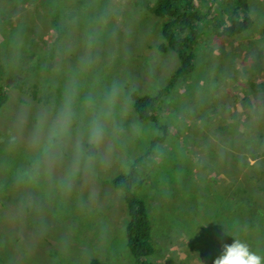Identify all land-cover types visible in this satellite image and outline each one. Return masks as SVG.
<instances>
[{"label":"rangeland","instance_id":"374dc122","mask_svg":"<svg viewBox=\"0 0 264 264\" xmlns=\"http://www.w3.org/2000/svg\"><path fill=\"white\" fill-rule=\"evenodd\" d=\"M155 1L0 0V264H137L112 182L134 164L150 264H212L232 241L264 264V0H191L175 80ZM165 87L139 119L132 93Z\"/></svg>","mask_w":264,"mask_h":264},{"label":"trees","instance_id":"16d2710c","mask_svg":"<svg viewBox=\"0 0 264 264\" xmlns=\"http://www.w3.org/2000/svg\"><path fill=\"white\" fill-rule=\"evenodd\" d=\"M244 5H246V2ZM151 9L154 14L164 19L161 30L164 38L163 47L170 48L178 56L180 66L173 75L172 80H175L182 74L191 71L194 67L193 49L197 43L196 37L199 33V28L197 27L198 22L204 18V14L197 10L191 0H156L151 5ZM250 24L251 18L244 14L243 19L234 20L229 25L223 26V32L227 34L240 32L248 28ZM63 31L62 27L58 29V36L55 41L61 38ZM2 72V65H0V75ZM168 87L161 89L154 96L139 95L136 92L132 93L134 109L139 119L156 121V108L158 103L162 101L161 98ZM3 92V89L0 87V93L2 94ZM161 128L165 129L166 126H162ZM161 139L160 137H156V140ZM90 146L91 153H93L94 146ZM112 182L114 187L122 192L127 207V247L135 257L137 264H150L147 258L156 249L151 241L152 226L148 206L144 200L137 196L135 191L142 183L136 165L134 164L127 173H119L114 176ZM242 229L244 230L245 228L242 226ZM90 264L106 263L98 258H92Z\"/></svg>","mask_w":264,"mask_h":264},{"label":"clouds","instance_id":"9594fccd","mask_svg":"<svg viewBox=\"0 0 264 264\" xmlns=\"http://www.w3.org/2000/svg\"><path fill=\"white\" fill-rule=\"evenodd\" d=\"M212 264H261V257L250 252L245 244L232 241L219 245Z\"/></svg>","mask_w":264,"mask_h":264}]
</instances>
